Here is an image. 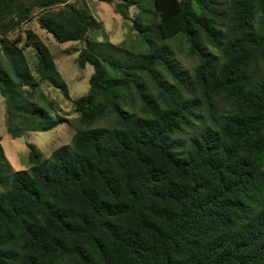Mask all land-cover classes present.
I'll return each instance as SVG.
<instances>
[{
    "label": "trees",
    "instance_id": "1",
    "mask_svg": "<svg viewBox=\"0 0 264 264\" xmlns=\"http://www.w3.org/2000/svg\"><path fill=\"white\" fill-rule=\"evenodd\" d=\"M99 1L143 50L90 39L101 24L69 0H0L12 137L68 122L43 85L70 96L37 35L11 33L35 18L93 67L69 144H28L7 180L0 137V264H264V0Z\"/></svg>",
    "mask_w": 264,
    "mask_h": 264
},
{
    "label": "rangeland",
    "instance_id": "2",
    "mask_svg": "<svg viewBox=\"0 0 264 264\" xmlns=\"http://www.w3.org/2000/svg\"><path fill=\"white\" fill-rule=\"evenodd\" d=\"M69 2L101 24V29L89 33L90 39L101 42L108 41L114 44L125 43L128 49L135 51L144 49V44L130 28L131 22L122 19L114 11L111 4L99 0H69ZM138 12V9L131 8L130 17H133ZM26 30L34 32L48 47L54 57V62L61 78L67 84L70 99H66L58 89L53 87L43 85V89L57 103L60 110L59 115L68 120V122L59 124L49 131H28L18 137H12L7 131L5 104L0 95V137L8 162V168L4 173L7 180L10 179L12 172L29 169L28 144L35 145L41 151L43 159L47 160L55 149L70 143L75 133L78 117L74 111L73 100L88 91L89 77L93 72L91 65L80 68L75 62L78 50L82 46L80 41L56 42L50 34L39 27L35 18L22 24L19 30L11 33L9 37H16L18 33L23 35ZM170 43L176 51V59L180 65L185 69H192L196 64V60L185 53L180 40L176 39L170 41ZM25 52L29 66L33 71L35 59L32 50L28 48Z\"/></svg>",
    "mask_w": 264,
    "mask_h": 264
}]
</instances>
